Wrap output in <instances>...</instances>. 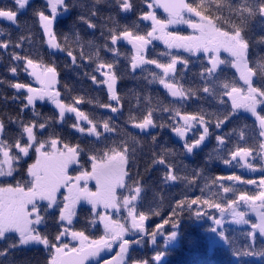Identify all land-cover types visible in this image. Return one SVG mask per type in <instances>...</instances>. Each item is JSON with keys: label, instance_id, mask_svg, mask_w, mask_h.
<instances>
[{"label": "snow or ice", "instance_id": "obj_1", "mask_svg": "<svg viewBox=\"0 0 264 264\" xmlns=\"http://www.w3.org/2000/svg\"><path fill=\"white\" fill-rule=\"evenodd\" d=\"M93 7L88 16L80 14L76 17V21L87 25L88 29L96 31L98 25L91 17H98L105 23L101 25L100 35L104 37L105 43L103 50L111 53L113 56H121L125 59L127 65L121 74H118V61H105L100 58V49L95 51L96 66L93 72H98L104 79L98 80L92 73H85L98 87L106 86L109 101H114L117 106L111 103L100 104L99 107L110 109L112 113L121 111L118 107L121 103V97L117 92L118 81L126 78H134L136 80L147 79L145 76L129 77V72L135 73L140 70L142 73L147 71L145 65H153L156 69L161 70V75L150 73L152 79H148V84L153 82L159 83L166 90L168 95L175 100H179L183 105L185 102L193 98L202 99L199 93L213 96L214 101L221 107L207 115L216 116L215 128L220 129L225 123L234 118H239L241 111L249 113L255 118L258 125V131L253 129L252 135L248 137L250 143L246 141L245 145L237 143L233 148H225L226 158L223 159L225 166H232L235 162L236 167L248 169L250 172H264V114L258 112V108L264 106V57L257 54L256 58L250 55L254 45H264V35L258 36L255 40L249 35L252 25L256 22L264 28V0H139L141 7L137 9L136 0H92ZM14 7L9 8L7 5L0 7V19L6 20L16 28H27L30 32L32 23L24 21L21 23L18 16L26 11L32 4V0H13ZM97 5H106L108 8L115 6L118 13L125 16L137 13L138 19L133 20V27L127 24H121L117 19V14L107 13L101 15ZM146 5V9L143 7ZM73 8L83 10L85 5L81 0H45V3L32 8V16L35 18V24L42 29L43 35L47 38L46 43L50 50L67 52L72 58V64L79 68L80 63L77 57L73 55V50L66 49L59 42L60 37L57 34L56 26L59 23V17L65 13H69ZM162 8L167 13V19L161 20L157 17L155 9ZM49 12L50 14H46ZM227 12V15H225ZM195 17L196 19H193ZM151 22L150 29L148 25L144 26L141 31V22ZM187 25L193 30L190 35H179L167 31L169 27L175 25ZM227 25L225 29L224 25ZM75 29V24H73ZM107 33V35L105 34ZM77 40L80 39L79 31H75ZM0 36H7L8 39L0 40V49L8 50L11 48H20L27 39L31 43L30 36L21 35L17 41H11L10 32L0 28ZM63 39L67 41V34ZM162 41L169 50L160 53V56L167 57V61H161L158 58H150L147 56L148 48L153 41ZM94 42L89 40L88 44ZM126 43L131 45V54L122 53L119 45ZM82 47V46H81ZM183 49L190 55L195 56L198 53H204L207 56V64L202 65L201 70L196 75L204 82L203 85L193 88L191 85L185 86L181 81L184 79V73L189 70L191 61L175 55L171 49ZM223 50L231 56V60L221 59L219 52ZM7 54L15 63L10 64L7 71L13 76L18 77L20 72H24L41 84V88L37 89L31 85L16 81L0 79V84H6L15 90V93H26V95H12V101H26L20 107L18 116H9L8 123L16 125L21 129V135L14 142H9L5 137L6 123L0 118V178L4 183H0V241L7 240V247L0 249V262L4 258H8L5 264H17L11 258V251L18 248H26L28 246H43L45 252L48 253L49 260L47 264H66L65 257L69 255V245L65 242V238L71 236L80 242V252L85 256H96L104 249H111L112 244L119 241L121 264L123 257L128 253L130 243H140V241H127L125 235L130 234L131 230L141 233V240L145 233L143 221L147 218L145 214H137L135 201L141 193V188L136 186L134 189H128L125 177H129L133 184L139 181L130 176L133 168L136 167V151L130 148L127 141L112 140L106 145L103 155H91L92 162L91 171L83 170L84 166L78 159L81 154L85 153V149L79 144L72 145L62 142L56 138H49L47 141L38 140L37 133L34 129L44 130L47 127L45 123L29 122L23 120L25 109H31V115L39 117L40 112L37 108V101L43 102L47 99L59 109V117L62 121L66 113H74L77 123L73 125L81 134L85 133V128L81 126L80 121L89 124L87 135L95 136L100 139L101 133L97 130L96 124L82 110L61 102L59 99L61 93L54 90V85L58 83L55 79L57 71L54 66H48L38 63L28 56L21 55L16 51H8ZM211 54V55H209ZM3 57L0 56V59ZM84 58L83 51L80 53V59ZM91 60V57H89ZM182 65L177 70V65ZM221 65L234 68L239 74V81L242 85H237L233 80L231 82L221 78L223 69ZM67 67V65H66ZM42 69L37 72L36 69ZM51 74V81L45 87V82L41 78L42 75ZM67 88V86H65ZM227 96L231 100V108L227 107L223 97ZM0 98L7 102L8 97ZM145 99L151 102V96ZM139 100V95H137ZM82 103L81 97L74 98V104ZM155 109H149L142 116H129V122L134 129H138L140 133H149L150 130L160 128H171L174 134L183 142V149L188 155L201 148L207 138L212 135L210 125L212 121L205 119V111L201 106L199 112L192 114L183 113L181 108L165 107L163 112L169 113L168 120L171 124L162 121L157 123L154 119ZM217 111L223 115H217ZM51 120V118H49ZM183 121V123L178 122ZM246 121H242L240 125V138L244 139L243 129L251 128ZM105 132H113V127L107 121L103 123ZM198 129H202L199 131ZM237 131L233 128L231 132L222 135H216L215 139L221 146H226L228 141L226 137L232 132ZM193 133L191 138L188 133ZM127 136L133 143H140V139L132 133ZM26 137V139H25ZM152 144L158 140V134L152 135ZM23 141V142H22ZM62 147H58L61 145ZM30 149L36 153V162L27 168L28 180L17 178V173L21 166V161L29 156ZM175 154V150H169ZM153 155H155L153 153ZM257 162V163H254ZM208 161L206 160V163ZM153 165L160 164L168 168L169 171L165 176L166 181L178 182L186 181L187 184L195 187L198 183L203 169H193L194 176H181L173 171L172 165L166 163L165 159H153ZM73 165H79L78 174H69V168ZM127 167V171L125 168ZM14 181V183L9 182ZM95 181L96 191H92L88 187L89 181ZM224 181H232L241 184L257 185L264 188V178L259 182L255 179H242L239 175L231 174L217 177L213 183L219 182V186L223 188L224 193H231V187L224 186ZM67 190V194L61 193V189ZM117 188L129 190L128 196L117 197ZM201 189V193H203ZM60 197V198H58ZM81 201L91 205L92 216L89 223L95 226L98 223L103 225L104 236L99 240H93L85 249V242L89 237L84 231L75 230L73 226L74 219L77 216V205ZM239 201L251 208L257 210L259 207L264 208V191L258 194L241 193ZM200 205L194 208L193 206ZM238 201L231 200V204H225L222 201H213L205 199L203 195L197 198H184L172 208V216L164 220L163 224L157 230L150 234L152 242L156 237L163 236L165 242L176 238L175 229L179 223L181 214L187 212L196 217L207 215L213 219L217 227L223 226L222 220L214 218L213 214L207 209H216L222 215L231 211L234 223H247L244 219L245 213L236 210ZM123 207L131 220V229L118 221H113L109 215L102 214L98 209L103 208L105 212L108 209H114L119 212ZM56 209L59 212L58 220L61 223L62 231H59L54 240L40 230V226L46 224L50 210ZM159 214V213H155ZM138 215V218H137ZM259 223L253 225V232L249 236L253 242L256 241V233L264 238V213L258 214ZM171 224L173 231L165 234L163 231L164 224ZM9 234H15V239ZM59 242V243H57ZM252 244L248 245V250L237 255L258 256L264 254V250L255 252L252 250ZM71 251H76L73 248ZM162 253L153 257L158 264L161 260ZM140 264H148L142 261Z\"/></svg>", "mask_w": 264, "mask_h": 264}, {"label": "trees", "instance_id": "obj_2", "mask_svg": "<svg viewBox=\"0 0 264 264\" xmlns=\"http://www.w3.org/2000/svg\"><path fill=\"white\" fill-rule=\"evenodd\" d=\"M85 5L83 10L79 8H73L69 13H65L59 18V23L56 26V31L60 37L59 42L63 47L69 50H73V55L77 57L81 67L77 68L72 64V58L67 55V52H54L49 49L46 43V37L43 35V31L39 28L38 24L33 23L35 18L32 16V8L42 5L45 0H32L31 6L18 16V20L23 23L28 21L32 23L31 30L27 28H16L10 22L0 19V28L10 32V40L17 41L21 35L30 36L31 43L26 39L20 48H9L7 51L0 49V79L6 81H16L33 85L29 75L24 72H20L18 77H13L7 68L10 64H13L11 57L7 54L8 51H16L21 55L28 56L29 58L37 61L40 64L54 66L58 75L57 91L61 93L59 99L61 102L67 104H73V106L84 111L89 118L96 124L97 130L101 133L99 140L95 136H86L84 134L74 131L73 125L77 123L75 117H67V113L64 119L61 121L58 114L51 108V105L46 103L37 105L40 112L39 117L31 115V109H25L23 113V120L25 123L36 122L45 123L47 127L44 130L38 131V140L47 141L49 138H56L62 142H67L72 145L79 144L80 147L85 149V153L81 154L78 158L83 164V170L90 171L92 162L91 155L102 156L103 151L112 140L127 141L130 148H134L136 151V167L133 168L130 176L138 180V184H133L132 180L127 177L126 184L129 189H134L136 186L141 188L140 199L136 206L138 214H145L149 221L147 230L151 233L157 230L164 220L169 219L172 216V208L184 198L192 199L203 197L213 201H222L225 204H231L232 199L239 200L241 193L258 194L259 188L257 185L241 184L232 181H224L223 184L226 187H231L233 191L231 193H224L223 188L219 186V182L213 183V181L219 176L226 175H239L242 179H255L257 183L261 178H264V172H250L248 169L242 167H236L235 162L232 166H225L223 159L227 154L225 148H233L237 143L245 145L246 141L250 143L248 137L252 135L253 129L258 131V125L254 117L247 114L240 113L239 118H234L223 125L222 128L216 129L215 122L216 116L207 115L221 106L218 105L213 96L203 93L199 95L202 99L193 98L183 105L179 100H175L168 95L164 88L156 82L148 84L147 80L152 79L150 73H155L157 76L161 75V70L156 69L153 65H145L147 70L141 72L137 70L135 73L129 72V77L145 76L147 79L136 80L134 78H126L118 81L117 92L121 97L119 113H112L110 109L99 107L100 104L111 103L113 106H117L114 101H109L107 88L104 85L97 86L85 73H92L101 80V75L98 72H93V68L96 66L95 51L100 49V58L105 61H118L119 67L117 69L118 74H121L123 70L130 65H127L125 59L121 56H113L109 52L103 50V44L105 43L104 37L100 35L101 25L108 23L101 20L98 17H91V19L98 25L96 31L88 29L87 25L76 21V17L80 14L88 16L93 7L92 0H81ZM110 3H114V0H109ZM233 3H237V0H232ZM7 5L9 8L14 7L13 0H0V7ZM137 9L141 7L139 0H136ZM98 11L101 15L107 13L117 14V19L121 24H127L130 28L133 27L132 21L138 19L137 13L128 14L125 16L122 13H118V9L113 6L108 8L106 5H97ZM146 9V5L143 6ZM46 14H50L46 10ZM158 17L160 19H166L158 9ZM227 15V12H225ZM75 24V29H73ZM150 24L141 22V31L144 26ZM227 29V25H224ZM78 30L80 39L77 40L75 31ZM67 34L68 39H63ZM107 35V33H105ZM253 40L256 37L264 35V28H262L258 22L252 25V30L249 33ZM8 39L7 36H0V40ZM91 40L94 43L88 44ZM82 46V47H81ZM119 50L122 53L131 54V50L121 43ZM83 51L84 58L80 59V53ZM169 51L165 49L164 44L158 43L151 46L148 50L147 56L150 58H158L161 61H167V57L160 56V53ZM257 54L264 57V45H254L253 50L250 51V55L253 58L257 57ZM180 56V55H178ZM91 57V60H89ZM181 57H184L191 61L189 70L186 71L184 79L181 81L185 86L191 85L193 88L203 85V81L196 75L200 72L202 65L207 64V57L199 56L196 58L187 56L183 53ZM223 59V58H221ZM224 60H231L230 57ZM67 65V67H66ZM211 67L210 64H207ZM177 70L182 67L177 65ZM223 72L221 78L229 82L235 81L237 85H242V81H239V75L234 68L230 66H221ZM67 86V88L65 87ZM0 93L3 97H8L7 102L3 98H0V118H3L6 123V139L9 142H14L15 139L21 135V129L14 124L8 123L9 116H18L20 114V107L26 101H12L10 98L12 95H26V93H15V90L8 87L6 84H0ZM139 95V100H137ZM151 96V102L145 99L146 96ZM81 97L82 103L75 105L74 98ZM227 104V107L231 108V101L227 96L223 97ZM203 107L205 111V119H210L212 124L210 125V132L212 133L209 138L206 139L200 149L196 150L193 155H188L183 149V142L179 140L171 128L152 129L149 133H140L138 129H134L129 122V116H142L147 113L149 109H155L154 119L157 123L165 121L169 124L172 121L168 120L169 113L163 112L165 107L169 108H181L182 114H192L199 112ZM259 112L264 114V108ZM217 115L222 116L223 113L217 111ZM51 118V120H49ZM107 121L113 127V132H105L103 123ZM242 121H246L251 125V128L243 129L244 139L240 138V125ZM178 122H181L178 120ZM81 124V122H80ZM82 125V124H81ZM87 129L90 125H85ZM233 128L237 131L226 137L228 144L221 146L217 143L215 136L222 135L224 133L231 132ZM38 129V128H37ZM202 131V129H198ZM127 133H132L140 139V143H133ZM158 134V140L155 144L151 142V136ZM193 136V133L188 135L189 138ZM26 139V137H25ZM264 139V138H261ZM23 142V141H22ZM175 150V154L169 150ZM153 153L155 155H153ZM165 159L166 163L172 165L173 171L181 176H194L193 169H203V173L200 176L198 183L195 187L187 184L186 181H166L165 176L169 169L164 165H153V159ZM206 160L208 161L206 163ZM254 163H257L254 161ZM79 167V165H78ZM78 171L76 172V174ZM26 180V175H21ZM18 176L17 178H21ZM29 179V178H28ZM203 189V193H201ZM194 208L200 207V205L193 206ZM82 208L80 214L81 222H85V226H89V219L91 218V212L89 209ZM211 212L214 218H217L216 209H207ZM155 213H159L158 215ZM83 214V218H82ZM207 215L196 217L193 214L187 212L181 214L179 217V223L175 231L179 235L178 243L167 249H162L161 246L155 248V251H143L142 253H133L129 259L132 262L147 261L149 264L152 262L153 257L159 253L165 257V261L162 264H264V254L258 256H243L237 255L248 250V245L252 244V250L260 252L264 250V239L260 236H256V241L253 244L249 233H252L250 227H242L240 225H228L223 229V243L210 240V231L213 228L212 223L206 221ZM206 219V220H205ZM78 222L73 223L74 228L78 226ZM92 225V224H91ZM61 231V224L57 218V214L50 213L47 217L45 227L42 232H45L50 239L55 238L56 234ZM163 231L165 234H170L173 231L171 224H164ZM15 239V237H12ZM8 241H0V249L7 247ZM147 245V244H145ZM147 250V249H146ZM11 258L17 262V264H47L50 259L48 253L43 248L26 247L14 249L10 253ZM8 258H4V261L0 264H5ZM152 264V263H151Z\"/></svg>", "mask_w": 264, "mask_h": 264}, {"label": "rangeland", "instance_id": "obj_3", "mask_svg": "<svg viewBox=\"0 0 264 264\" xmlns=\"http://www.w3.org/2000/svg\"><path fill=\"white\" fill-rule=\"evenodd\" d=\"M155 11H156V15L158 17V14H157L158 8L155 9ZM166 19H164V20H166ZM193 19H196V18L193 17ZM161 20H163V19H161ZM145 23L150 24L151 22L149 21V22H145ZM167 31L172 32V33H175V34H179V35H190V34L193 33V30L191 28H189L187 25H184V24L175 25V26L169 27L167 29ZM153 43H162V44H164L162 41H159V40L153 41L152 44ZM165 49H167V48L165 47ZM171 51L175 55H180V56L183 53H186L187 56H190V57H193V58H196V57H199V56H205V57H207L204 53H198L197 55L192 56L188 52L183 51V49L173 48V49H171ZM209 55H211V54H209ZM219 56H220V58H223V59L224 58L227 59L228 57L231 58V56L229 55V53H227V52H225L223 50H221L219 52ZM179 66H181V65H179ZM221 66H223V65H221ZM36 71L37 72H41L42 69L37 68ZM44 76L45 75H42L41 76V78L43 80H44ZM30 78H31L32 83H33L32 87L37 88V89H40L42 87L41 84L38 83V82H36V80L34 78H32L31 76H30ZM101 79L103 80L104 77L101 76ZM44 103H46L48 105H51V103L48 100H46V99L43 102L37 101V105L44 104ZM263 108H264V106H261L260 108H258V112L261 109H263ZM240 113H244V114H247V115L251 116L249 113H245L243 111H241ZM66 116L67 117H72L73 116V117L76 118V116H75L74 113H67ZM80 122L82 124L81 126L85 128L84 135L89 136V135H87V127L85 126V125H89V124L85 123L84 121H80ZM180 123H183V121H181ZM34 131H36V133H37V139H38V131H39V129H34ZM74 131L78 132L76 130V128H74ZM78 133H80V132H78ZM190 133H188V135ZM58 147H62V144L61 145H58ZM36 158H37L36 157V153L34 152V150L30 149L29 156L28 157H25L21 161L20 169L14 175L16 177L21 176V175H26L27 176V168H28L29 165L34 164L36 162ZM91 168H92V166H91ZM78 170H79L78 165H73V166H71V169L69 170V174L76 175V172ZM125 170L127 171V167L125 168ZM90 171H91V169H90ZM21 178L24 180V177L23 176H21ZM28 178L29 177L27 176L26 180H28ZM126 179H127V177H125V182H126ZM9 182L14 183V181H11V179H9ZM0 183H4L3 178H0ZM88 187H89L90 190L96 191L95 181L94 180L89 181L88 182ZM258 188H259V192L260 191H264V188H260V187H258ZM116 192H117V197L118 198L119 197H122V196H128L130 194L129 190H126L124 188H117ZM61 193L67 194V190L65 189V191H62ZM58 198H60V197H58ZM139 199H140V196L135 201L136 206L138 204ZM256 203H257V210L256 211H253L251 208L247 207L244 204L243 201H239V200H238V205L235 206L237 211L245 213L244 219L247 221V223H234L233 222V216L231 214V211H228V212H226L223 215L221 213H219V212H216L218 219H221L222 220V224H223V226H221L219 228L214 223V221H213L212 218L207 217L206 218L207 220L206 219L205 220L208 221V222H210V223H212V225H213V228L210 231L211 232L210 233V240L213 243H215V242H218L220 244L223 243V239H224L223 238V229L226 226H228V225H240L242 227H250L252 229V231H253V225L259 223L258 214L259 213H264V208H260L259 207V202H256ZM81 207H84V209H89V212H91V205H89V204L81 201V203L79 205H77V208H76L77 216L74 219L75 224L80 219V214L82 212V208ZM98 211L101 212L102 214L109 215L113 221H118L120 224L125 225L126 228L131 229V220L129 218L128 212L123 207L120 208L119 212H117L114 209H108L107 212H105V210L103 208L98 209ZM136 212H137V209H136ZM50 213L57 214V218L59 217V212L56 209L50 210ZM137 214H138V212H137ZM91 215H92V212H91ZM82 218H83V214H82ZM137 218H138V215H137ZM81 221L78 222V224H79L78 226H75V230L84 231L85 235H87L89 237V240L87 242H85V248H86V247L89 246V244L91 243V241H93V240H99V239H101V237L104 236V228H103V225L100 224V223H98V222H97V224L95 226H93L91 224L89 226H85V222L84 221L81 222ZM148 223H149V221L146 218L143 221L144 228H145V233L143 234V239L142 240H141V233L136 232L135 230H131L130 231V234L124 236V239L127 240V241H130V242L131 241H140V243H130L131 246H130L129 254H127V255H125L123 257L122 264H140V262H132V263L129 262L130 261L129 257L133 253L136 255V252H139V253H142L143 251H149V252L153 251L154 252L155 251V248H157L159 246H161L162 249H167V248H171V247L175 246L178 243L179 235H178L177 231H176V233H177L176 238L173 239V240H168L167 242H165L164 237L158 235L156 237V240L154 242H152L151 239H150V234L151 233H148V230H147ZM43 227H45V224L44 225H41L40 226V229H42ZM72 227H74V225ZM61 231H62V227H61ZM9 235H11L12 237H15V234H9ZM256 236H259V233L258 232L256 233ZM262 239H264V238H262ZM65 242H67L68 245H69V251H71L73 248H75L76 250H79L80 249V242L78 240H76V239H73L71 236L65 238ZM57 243H59V242H57ZM113 244L115 246H117L116 253H114V255L112 257L106 259L105 261H103L102 263H99V264H121V258H120V255H119L120 254V252H119V249H120L119 241H117L116 243H113ZM145 244H147V245H145ZM28 247H30V246H28ZM33 247H36V248H41L42 247L43 248V246H37V245H33ZM164 261H165V257L162 255L161 260L158 262V264H162ZM151 263L152 264H156V262L154 260H152Z\"/></svg>", "mask_w": 264, "mask_h": 264}, {"label": "water", "instance_id": "obj_4", "mask_svg": "<svg viewBox=\"0 0 264 264\" xmlns=\"http://www.w3.org/2000/svg\"><path fill=\"white\" fill-rule=\"evenodd\" d=\"M158 9L164 16H167V13H165L162 8H158ZM125 45L130 50H132L131 45H128L126 43H125ZM52 51L57 52V50H52ZM55 79L59 82L58 75L56 76ZM50 81H51V74H47L46 76H44V82H45L44 86L45 87H47V85H48V83H50ZM57 86H58V83H56L54 85L55 91H57ZM51 107L59 115V109H57L55 107V105L52 103H51ZM87 248L88 247H86L85 249H87ZM114 252H115L114 247H111V249H104L103 251H101L96 256H85L83 252L71 251V252H69V255L67 257H65L64 259L66 261V264H99L102 261H104L106 258H109ZM128 253H129V249H128Z\"/></svg>", "mask_w": 264, "mask_h": 264}, {"label": "flooded vegetation", "instance_id": "obj_5", "mask_svg": "<svg viewBox=\"0 0 264 264\" xmlns=\"http://www.w3.org/2000/svg\"><path fill=\"white\" fill-rule=\"evenodd\" d=\"M154 44H158V43H153V44H151V45L149 46L148 50L151 49V46H153ZM164 46H165V45H164ZM70 169H71V167L69 168V170H70ZM62 191H65V189L62 188V189H61V192H62ZM42 229H43V228H42ZM42 229H40V230L42 231ZM112 246H115V245L112 244ZM130 246H131V244H130ZM115 247L117 248V246H115ZM41 248H42V247H41Z\"/></svg>", "mask_w": 264, "mask_h": 264}]
</instances>
